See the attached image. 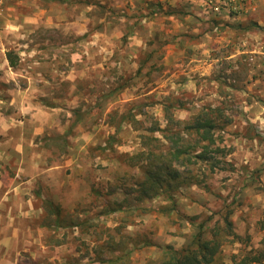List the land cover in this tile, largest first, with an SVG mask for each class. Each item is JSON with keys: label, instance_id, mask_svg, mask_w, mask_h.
I'll return each instance as SVG.
<instances>
[{"label": "rangeland", "instance_id": "rangeland-1", "mask_svg": "<svg viewBox=\"0 0 264 264\" xmlns=\"http://www.w3.org/2000/svg\"><path fill=\"white\" fill-rule=\"evenodd\" d=\"M164 104L212 109L224 152L143 197ZM209 231L219 264H264V0H0V264H154Z\"/></svg>", "mask_w": 264, "mask_h": 264}, {"label": "trees", "instance_id": "trees-1", "mask_svg": "<svg viewBox=\"0 0 264 264\" xmlns=\"http://www.w3.org/2000/svg\"><path fill=\"white\" fill-rule=\"evenodd\" d=\"M161 111L163 127L157 119H153L146 128H143L142 131L145 133L140 136L141 150L132 158L141 171L139 190L143 197H152L162 192L169 196V193L176 191L180 186L199 183V180H193V167L200 163L208 172H212L218 168L219 157L224 152L214 134L218 119L212 115V109H200L188 121L176 119L171 104H164ZM137 123L141 124L140 121ZM115 139L114 135L109 136L107 144L110 146ZM105 207L106 213L122 212L117 200L111 201ZM48 210V214L53 217L49 221L55 229L65 227L64 222L79 229L84 227V222L77 223L62 216L58 206L52 207L48 204ZM226 225L230 227L229 222H226ZM95 233L97 234L96 230ZM219 236V233L209 231L206 238L199 236L179 249L169 245L152 244L150 246L157 247L160 251L158 257L154 259V264H219L216 259L223 243ZM113 238L112 235L108 236L98 248L107 244L110 247ZM149 243V240L142 242L143 245ZM115 247L112 252L117 250V244Z\"/></svg>", "mask_w": 264, "mask_h": 264}]
</instances>
